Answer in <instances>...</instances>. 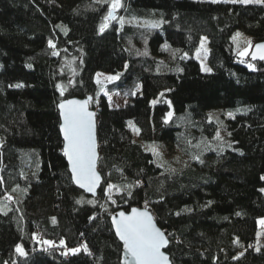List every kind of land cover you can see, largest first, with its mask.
Segmentation results:
<instances>
[{"label":"trees","instance_id":"trees-1","mask_svg":"<svg viewBox=\"0 0 264 264\" xmlns=\"http://www.w3.org/2000/svg\"><path fill=\"white\" fill-rule=\"evenodd\" d=\"M109 1L0 0V264H121L111 217L133 205L166 231L172 264H264V59L233 40L238 29L264 40V2L122 0L125 18L159 27L113 20L101 32ZM202 34L209 72L194 56ZM99 71L119 76L103 88ZM116 91L130 102L111 106ZM74 95L97 110L96 196L63 153L57 105ZM237 106L217 139L208 111Z\"/></svg>","mask_w":264,"mask_h":264},{"label":"snow or ice","instance_id":"snow-or-ice-1","mask_svg":"<svg viewBox=\"0 0 264 264\" xmlns=\"http://www.w3.org/2000/svg\"><path fill=\"white\" fill-rule=\"evenodd\" d=\"M213 3L218 0H212ZM229 2V0H224ZM232 3L247 4L251 2H262V0H231ZM122 6L121 0H110V7L108 14L104 17V23L100 26V31H104L108 27V21L116 19L115 12ZM121 23L123 19L121 18ZM153 27H159V22L153 23ZM239 36V33H237ZM236 40V36L233 37ZM206 38L201 40V49L204 53H207V49L204 47ZM249 47L251 41L247 42ZM52 45V42L49 41ZM239 48V44L237 45ZM257 52L253 54V58H256L258 54L261 59H264V44H258L255 46ZM248 48L244 51L239 52L240 55H246ZM55 55V53H53ZM200 49L197 50V56L199 58ZM249 67H253L249 65ZM204 71H211V69L203 68ZM99 77L100 74H97ZM118 76L107 77V80L117 79ZM99 83V79L97 80ZM19 86V85H17ZM63 92V89H61ZM163 95V94H161ZM88 100H68L59 104L61 110V117L63 123L60 125V129L64 136V154L67 156L69 164L71 166V172L74 181L80 185L81 188L86 189L88 192H94L96 185L99 183L100 177L96 172V141H95V123L94 113L88 111ZM152 103H156L153 101ZM172 114L169 113L170 117ZM231 115V113H229ZM132 122H129L131 125ZM136 131H139L136 129ZM217 139L220 138L219 132H217ZM150 150L159 157L160 153L156 145H152ZM171 171H175L174 169ZM264 179V177H262ZM111 185L109 190H111ZM91 203V201H89ZM0 208V211H3ZM55 222V221H53ZM113 223L116 228V234L124 242V247L128 250L131 260L129 264H170L168 256L162 251V249L168 244V240L165 233L156 226L153 217L147 210L141 211L133 208L130 214L124 212L119 213V218H113ZM259 223L264 225V219L260 220ZM259 235V233H258ZM44 244L52 245V241H41ZM64 244V241H61ZM84 250L87 251L86 246ZM16 251L20 255H26L23 247L17 245ZM71 253L80 251L79 248L69 249Z\"/></svg>","mask_w":264,"mask_h":264},{"label":"rangeland","instance_id":"rangeland-1","mask_svg":"<svg viewBox=\"0 0 264 264\" xmlns=\"http://www.w3.org/2000/svg\"><path fill=\"white\" fill-rule=\"evenodd\" d=\"M229 1H231V0H229ZM262 2H264V0H262ZM254 3H257V2H254ZM259 3H261V2H259ZM121 4H122V0H121ZM109 7H110V1H109L108 10H107L106 15L108 14ZM120 8H118L115 12L116 19H113V20H117V22H119V23H121V18L123 19V23L124 22H130V23H139V24H153V23L159 22V24H160L162 22V19L160 16L159 17H146V18L145 17L131 16L130 18H125V16L119 12ZM113 20L108 21V24ZM237 33H239V36H237ZM234 36H236V40L234 42L236 44V50L238 53L244 51L245 48H248L249 45L247 42L252 41V36L249 35L248 33L244 32L241 29H238L236 31V33L234 34ZM202 38H206V41L204 44V47L207 49L206 54L204 53L203 49H201ZM238 44H239V48L237 47ZM198 49H200L199 58L197 56V50ZM209 52H210L209 38L206 34H202L200 37L199 44L194 50V56L199 60L202 69L208 68V69L212 70V66L210 65V63L208 61ZM205 72H209V71H205ZM97 74H100L99 77L98 76H96V77H97V80L99 79V81H100L99 83L101 86H103V88L105 87L106 83L109 82V80L106 79L107 77L119 76L118 73H111V72L104 73L103 71H99ZM110 81H112V80H110ZM106 95H107V99L109 101V104L111 106L125 105V104L130 102V98H128L127 96H124L119 91L112 92V93L106 92ZM240 107L241 106H237L235 108L215 107V108H212L208 111L209 118L216 122L217 131L219 132V134L222 137L226 138L228 136V131L223 126V124L228 120V118L234 117L236 114V111ZM229 113H231V115H229ZM128 122H132L130 126L134 132V137L138 138V132L139 131H136V129L139 130L138 126L135 124L133 119H129ZM156 146H158V145H156ZM165 150H167L166 153L168 154V156L171 157V159L173 160L174 163L182 164V162L184 160V155L181 154L177 150V148L175 147V145L173 143L167 142L166 146H165ZM0 208H3L4 210L7 209L6 205L1 204V203H0ZM262 219H264V217H262V218L260 217L258 220V223ZM259 225L262 226L261 223H259ZM80 247H81V245L77 246V247H69L68 250L74 249V248H80Z\"/></svg>","mask_w":264,"mask_h":264},{"label":"water","instance_id":"water-1","mask_svg":"<svg viewBox=\"0 0 264 264\" xmlns=\"http://www.w3.org/2000/svg\"><path fill=\"white\" fill-rule=\"evenodd\" d=\"M258 44H264V40L256 41V42L252 45V47H251V51H250V56H251V58H252L253 60H261V58H260V56H259L258 54L256 55V58H255V59L253 58V54L257 52V49H256L255 46L258 45ZM89 98H92V96H91V95H87V96H78V95H74V96H68V97H64V98H62V99L58 102V105H57L58 110H59V116H60V125L63 123V120H62V117H61V114H60V113H61V110H60V108H59V104H60V103H62V102H64V101H68V100H79V101H84V100H88ZM90 100H91V99H90ZM88 111H90V112H92V113L95 114V115H94V118H93V119H94V123H95V130H94V131H95L96 154H97V160H96L95 168H96V172H97V174H98L99 177H100L99 183L96 185V188H95V191H94V192H88L86 189L81 188L80 185L77 184V183L74 181L73 176H72V172H71V166H70V164H69L68 158H67V156H66L65 154H64V155H65V159H66V161H67V163H68V168H69V171H70V173H71L72 181L74 182V184H75L78 188L82 189V190H83L85 193H87L88 195L96 196V195L98 194V189H99V187L101 186V183H102V181H103V175H102L101 171H100L99 168H98V159H99V143H98V138H97V119H98V118H97V110L91 105L90 102H89V104H88ZM60 125H59V127H60ZM60 133H61V136H62V139H63V146H62V148H63V153H64V144H65V141H64V136H63V133H62L61 129H60ZM133 208L139 209V210H141V211L147 210V211L150 213V215L153 217V220H154V223L156 224V226H157L158 228H160V229L165 233V236H166V238H167V240H168V244H169L170 239H169V237H168L166 231H165V230H164V229L158 224V222H157V220H156V218H155V216H154V213L152 212V210L150 209V207H149L148 205H133V206H131V207L128 208V209H125V208H119L118 210H116V211L114 212V214L112 215V217H111V221H112V224H113V228H114L115 234H116V228H115V225H114V223H113V218L115 217V218L118 219V218H119V213H120V212H124L125 214H130ZM116 235H117V234H116ZM117 237H118V239H119V240L122 242V244H123L122 253H121V264H129V262H130V260H131L130 254L128 253V250L124 247V242L119 238L118 235H117ZM168 244L162 249V251L168 256L169 261H170V264H172L171 256H170V254L168 253V251L166 250Z\"/></svg>","mask_w":264,"mask_h":264},{"label":"crops","instance_id":"crops-1","mask_svg":"<svg viewBox=\"0 0 264 264\" xmlns=\"http://www.w3.org/2000/svg\"><path fill=\"white\" fill-rule=\"evenodd\" d=\"M251 46H252V41H251ZM251 46L250 47H248L249 49H248V52L250 51V48H251ZM243 56V55H242Z\"/></svg>","mask_w":264,"mask_h":264},{"label":"built area","instance_id":"built-area-1","mask_svg":"<svg viewBox=\"0 0 264 264\" xmlns=\"http://www.w3.org/2000/svg\"><path fill=\"white\" fill-rule=\"evenodd\" d=\"M259 240H260V241H263V240H264V238H263V237H261Z\"/></svg>","mask_w":264,"mask_h":264}]
</instances>
